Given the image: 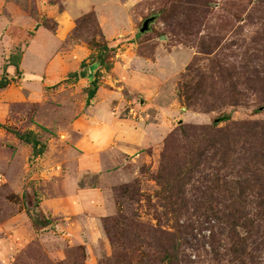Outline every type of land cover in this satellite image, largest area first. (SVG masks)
<instances>
[{"label":"rangeland","instance_id":"obj_1","mask_svg":"<svg viewBox=\"0 0 264 264\" xmlns=\"http://www.w3.org/2000/svg\"><path fill=\"white\" fill-rule=\"evenodd\" d=\"M9 1L56 28L37 0ZM98 3L57 53L103 60L104 94L119 93L115 149L100 157L111 168L78 169L81 133L70 122L86 107L84 84L69 77L45 91L35 79L26 84L34 100L0 105L10 128L0 127V264H264V213L252 224L249 214L264 202V0ZM33 122L49 129L37 126L43 157L13 132ZM215 122L241 130L224 155L205 147ZM79 185L105 191L106 201L81 211Z\"/></svg>","mask_w":264,"mask_h":264},{"label":"crops","instance_id":"obj_2","mask_svg":"<svg viewBox=\"0 0 264 264\" xmlns=\"http://www.w3.org/2000/svg\"><path fill=\"white\" fill-rule=\"evenodd\" d=\"M98 1L62 0L64 6L61 9L58 4L51 3L49 0H37V7L42 16L57 19L56 28L51 30L42 24L40 19L29 16L21 6H17L9 0H0V79L3 74H6L12 80L17 77L15 76L16 73L21 75L19 90L16 94L12 95L13 93L11 94L7 87L0 89V105L9 106L8 102L14 100L16 102L34 100L36 98L35 91H32L30 86L26 84L33 82L35 79H44L42 85L45 86V91L48 87L54 86L56 82L67 80L69 77L74 79L70 86L75 85L78 87L82 83L87 88L92 85L95 79H98L99 87L95 96L90 99L89 104L85 103L84 110L80 109L73 116L70 124L74 126L77 132L81 133V139L77 142V146L81 150L78 169L83 172L101 173L111 168L100 157L101 150L112 147V143L116 138L114 126L118 125L121 120L112 115L113 112L110 107L114 101L120 99L119 93L111 90L112 93L104 94L106 85L105 82L102 83L101 81L100 83L98 75L101 65L98 64V61L92 60L91 62L86 61L87 64L83 66L87 54L84 49L78 51L77 55L80 59L76 60L63 59L57 53V48L69 38L77 18L93 10L99 13ZM101 24L104 26L102 20ZM16 33H19V36ZM18 47H20V58L15 65L10 62V59ZM82 71H86V75L83 79H79V77H82ZM0 123L4 124L2 120H0ZM56 124L59 125V122H56ZM37 126L45 127L39 124L35 125L33 122L31 130L37 133L39 131ZM45 128L47 130L43 129L49 131L47 126ZM16 138L18 139V146L19 144L30 145L24 141L21 143L22 141L18 137ZM39 139L48 147V144L40 136ZM127 141L130 142L131 147L136 144L135 141L131 143L130 139ZM45 151L38 154L39 157H43ZM75 189L77 191L74 198L81 201L78 204L81 206V211L87 207L94 210L95 208L93 209L92 206L97 207L100 202L107 199L106 192H102L98 187L79 185Z\"/></svg>","mask_w":264,"mask_h":264},{"label":"trees","instance_id":"obj_3","mask_svg":"<svg viewBox=\"0 0 264 264\" xmlns=\"http://www.w3.org/2000/svg\"><path fill=\"white\" fill-rule=\"evenodd\" d=\"M103 50H107L108 46L104 45L102 47ZM99 57H101L99 55ZM20 58V50L18 53H14L11 56L10 62L12 64H17L18 60ZM102 58V57H101ZM102 60V59H101ZM99 61V60H98ZM103 61V60H102ZM101 61V62H102ZM101 62L99 61V64L101 65ZM85 65V63L83 62V66ZM10 79L6 74H3V76L0 79V89L7 87L10 84ZM99 87V80L95 79L92 82V85L87 88V101L86 103L89 104L90 103V99L93 98L95 96V93L97 91ZM254 124H258L257 122H254ZM213 126L210 131H205V133L203 134V137L205 136L206 139L205 140V147L207 150H210V148H212L213 150H219L221 152V154L225 153V151H229V145H230V141L232 139V137L234 136H241V130L237 129V131L235 133H230V129L229 128H220L217 127V123H213ZM0 127H4L7 128L8 130L10 129L9 127L5 126L4 124L0 123ZM44 129H46L45 127H43ZM252 129L255 128L251 127ZM250 128V129H251ZM47 130V129H46ZM13 132L16 134V136L21 139L22 141H24L25 143L31 144L33 146V148L36 150H34V154H41L44 152L46 145L39 139L38 135L36 132H34L33 130H27V131H19L17 129H13ZM263 135H264V126L261 127V131H260ZM199 135V134H198ZM202 138V136H201ZM38 148V149H36ZM264 194V189L261 190ZM243 192H245L244 190L241 191L237 196L239 197L240 195L243 196ZM243 193V194H242ZM261 194V193H260ZM259 195V193H258ZM264 202H262L261 204H256V206L254 207V210L250 211V216L253 217L251 220V224L254 222L253 219L254 217H256L255 219H258V214L260 213V209H261V213L262 210H264ZM259 208V209H258ZM263 208V209H262ZM248 213V212H247ZM245 216H242L241 219L242 221L238 222L237 225L241 226L243 228H246L247 223V216L245 217V221L244 220ZM262 218V217H261ZM264 219V218H262ZM261 219V220H262ZM243 251V249H242ZM238 255V254H237Z\"/></svg>","mask_w":264,"mask_h":264},{"label":"water","instance_id":"obj_4","mask_svg":"<svg viewBox=\"0 0 264 264\" xmlns=\"http://www.w3.org/2000/svg\"><path fill=\"white\" fill-rule=\"evenodd\" d=\"M152 20H153V17L146 18V19L143 21V25H142V27L140 28V31H141V32L148 31V29H149V25H150V23H151ZM85 75H86V71H82V72H81V76H82V77H85Z\"/></svg>","mask_w":264,"mask_h":264}]
</instances>
